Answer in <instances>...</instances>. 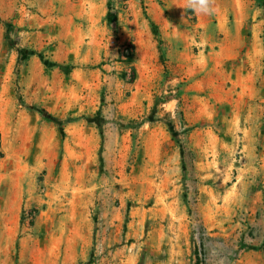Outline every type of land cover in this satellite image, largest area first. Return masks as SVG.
<instances>
[{
    "label": "rangeland",
    "instance_id": "obj_1",
    "mask_svg": "<svg viewBox=\"0 0 264 264\" xmlns=\"http://www.w3.org/2000/svg\"><path fill=\"white\" fill-rule=\"evenodd\" d=\"M71 1L0 19V264H264V0Z\"/></svg>",
    "mask_w": 264,
    "mask_h": 264
},
{
    "label": "crops",
    "instance_id": "obj_2",
    "mask_svg": "<svg viewBox=\"0 0 264 264\" xmlns=\"http://www.w3.org/2000/svg\"><path fill=\"white\" fill-rule=\"evenodd\" d=\"M40 13H29L27 14L22 10L20 0H0V19L1 21H8L14 18L17 25L23 27L32 28V36H22L18 39L17 45H24L26 43L32 44L33 46L42 47L43 39L49 38L51 35V25L63 24L68 21L75 20V18H80L81 20H87L90 17V7L88 4L75 3L71 0H40ZM57 2L59 6V13H51V3ZM39 5V4H38ZM104 9L106 10V0L103 4L100 3V15L99 18L102 19L104 14ZM50 12V13H49ZM25 14V16H24ZM57 19V23H54L50 18ZM2 23L0 22V30L2 31ZM0 31V57L13 58L15 56L14 48L11 46L8 48L4 46L3 37ZM55 31V28H54ZM57 31V30H56ZM60 29L58 30V32ZM20 36L23 32H19ZM29 38V41H26ZM16 45V44H15Z\"/></svg>",
    "mask_w": 264,
    "mask_h": 264
},
{
    "label": "clouds",
    "instance_id": "obj_3",
    "mask_svg": "<svg viewBox=\"0 0 264 264\" xmlns=\"http://www.w3.org/2000/svg\"><path fill=\"white\" fill-rule=\"evenodd\" d=\"M187 7L205 14L210 12L208 0H188Z\"/></svg>",
    "mask_w": 264,
    "mask_h": 264
},
{
    "label": "built area",
    "instance_id": "obj_4",
    "mask_svg": "<svg viewBox=\"0 0 264 264\" xmlns=\"http://www.w3.org/2000/svg\"><path fill=\"white\" fill-rule=\"evenodd\" d=\"M24 216H25V219L28 222L30 220V218H31L30 211L29 210H25L24 211Z\"/></svg>",
    "mask_w": 264,
    "mask_h": 264
}]
</instances>
